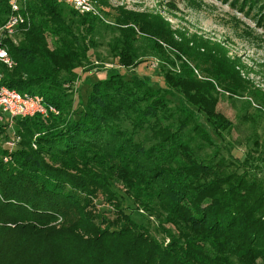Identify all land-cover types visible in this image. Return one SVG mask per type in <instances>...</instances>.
Here are the masks:
<instances>
[{
	"label": "trees",
	"instance_id": "1",
	"mask_svg": "<svg viewBox=\"0 0 264 264\" xmlns=\"http://www.w3.org/2000/svg\"><path fill=\"white\" fill-rule=\"evenodd\" d=\"M230 3L264 28V0ZM106 6L110 23L27 0L3 38L2 83L58 114L0 119V264H264V90L224 42ZM9 11L0 0V25ZM223 98L250 125L238 155Z\"/></svg>",
	"mask_w": 264,
	"mask_h": 264
},
{
	"label": "rangeland",
	"instance_id": "2",
	"mask_svg": "<svg viewBox=\"0 0 264 264\" xmlns=\"http://www.w3.org/2000/svg\"><path fill=\"white\" fill-rule=\"evenodd\" d=\"M104 1L106 5L112 8L123 6L131 11L159 14L174 31L183 32L186 35L196 34L210 41L224 42L228 49L227 55L231 58H236L242 64V76L264 90V28L255 22L257 6L247 13L239 10L238 5H231L230 0ZM100 5L106 11L110 9L106 5ZM102 14L104 15L103 12ZM104 17V22L110 23L112 21L106 15ZM18 32L19 28L15 26L12 33L8 34V37L12 38ZM110 35L107 32L100 39L102 45L98 47L97 51L102 58L107 54L105 43ZM172 38L174 41H171V43L173 44H176L175 42L179 40V36L176 35L172 36ZM163 45L166 46L167 44L163 43ZM174 48L177 49L176 47ZM159 62V58L152 57L149 61L150 67L145 65L148 63L143 62L136 65L133 70L139 74H150L153 71V66H156ZM104 65L109 67L114 65V63H111V60L107 58L104 60ZM103 75L104 70L84 71L80 74L82 77L87 76L86 78L90 80ZM238 104H236V107H231L226 98L221 99L217 104V109L232 121V129L229 133H224V136L229 139L230 148L235 155L245 151L247 135L251 130L249 123L241 121L238 113L241 108ZM250 110L248 111L251 112ZM262 124H264V121ZM8 141L10 140H7L6 143Z\"/></svg>",
	"mask_w": 264,
	"mask_h": 264
},
{
	"label": "built area",
	"instance_id": "3",
	"mask_svg": "<svg viewBox=\"0 0 264 264\" xmlns=\"http://www.w3.org/2000/svg\"><path fill=\"white\" fill-rule=\"evenodd\" d=\"M27 0H9L10 11L0 25V63L8 68L13 67L14 62L10 57L6 45L3 43V38L12 33L14 27L24 21L22 14V4ZM65 3L80 14H90L105 21L100 5L96 0H57ZM58 114V110L46 103L42 96L29 93H21L14 88L4 85L1 81L0 73V119L4 116L11 120L14 117H31L39 115L47 118L49 115ZM8 146H12L13 142L8 141Z\"/></svg>",
	"mask_w": 264,
	"mask_h": 264
}]
</instances>
